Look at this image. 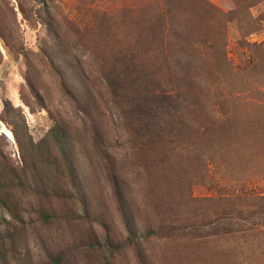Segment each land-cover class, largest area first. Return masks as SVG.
<instances>
[{
	"label": "rangeland",
	"instance_id": "rangeland-1",
	"mask_svg": "<svg viewBox=\"0 0 264 264\" xmlns=\"http://www.w3.org/2000/svg\"><path fill=\"white\" fill-rule=\"evenodd\" d=\"M0 179V264H264V0H0Z\"/></svg>",
	"mask_w": 264,
	"mask_h": 264
},
{
	"label": "trees",
	"instance_id": "trees-1",
	"mask_svg": "<svg viewBox=\"0 0 264 264\" xmlns=\"http://www.w3.org/2000/svg\"><path fill=\"white\" fill-rule=\"evenodd\" d=\"M56 138H57V140H58V142H59V144L61 145V147H62V152L64 153V154H66L65 153V151H64V137H63V135H61V133H59V132H57V134H56ZM66 160L68 159L69 160V158H68V155L66 156V158H65ZM6 188H7V184H5L4 182H3V180H1L0 179V197H2L3 196V192L6 190ZM264 209V208H263ZM258 213H262V215H260V216H258V217H260V218H262V219H264L263 217H264V212L263 211H260V212H258ZM262 216V217H261ZM256 217V216H255ZM254 218V217H253Z\"/></svg>",
	"mask_w": 264,
	"mask_h": 264
}]
</instances>
